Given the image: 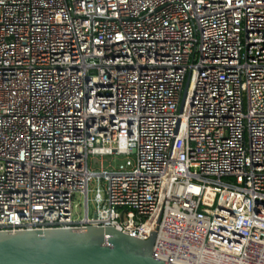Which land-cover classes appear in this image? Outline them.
<instances>
[{"label":"built area","instance_id":"obj_1","mask_svg":"<svg viewBox=\"0 0 264 264\" xmlns=\"http://www.w3.org/2000/svg\"><path fill=\"white\" fill-rule=\"evenodd\" d=\"M164 183L155 259L264 264V0H0V232L147 241Z\"/></svg>","mask_w":264,"mask_h":264},{"label":"water","instance_id":"obj_2","mask_svg":"<svg viewBox=\"0 0 264 264\" xmlns=\"http://www.w3.org/2000/svg\"><path fill=\"white\" fill-rule=\"evenodd\" d=\"M168 184L163 185L159 220L147 241L114 228H95L94 214V227L87 229L0 232V264H170L152 255Z\"/></svg>","mask_w":264,"mask_h":264},{"label":"rangeland","instance_id":"obj_3","mask_svg":"<svg viewBox=\"0 0 264 264\" xmlns=\"http://www.w3.org/2000/svg\"><path fill=\"white\" fill-rule=\"evenodd\" d=\"M125 162H126V159L124 157L105 156V157H95L92 160H90L89 164H90L92 170L99 171L101 168L117 169L119 167V165L125 164ZM91 188H92V186H91ZM90 197H92V194H90ZM82 201H83V199H81L77 202L82 204ZM82 209H83V206L79 209V212H81V214H82ZM92 213H93V208L91 207L89 214L92 215Z\"/></svg>","mask_w":264,"mask_h":264}]
</instances>
